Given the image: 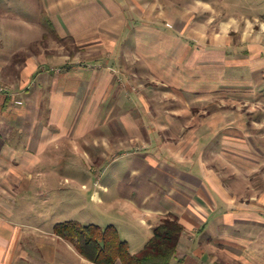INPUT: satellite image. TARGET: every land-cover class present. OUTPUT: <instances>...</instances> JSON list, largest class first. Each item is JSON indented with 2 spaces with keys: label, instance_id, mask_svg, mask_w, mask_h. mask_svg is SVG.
Returning <instances> with one entry per match:
<instances>
[{
  "label": "crops",
  "instance_id": "obj_1",
  "mask_svg": "<svg viewBox=\"0 0 264 264\" xmlns=\"http://www.w3.org/2000/svg\"><path fill=\"white\" fill-rule=\"evenodd\" d=\"M40 1L57 33L72 36L78 44L109 40L112 51L118 49L131 30V13L137 50L172 52L150 63L159 73L160 67H166L170 75L175 72L172 68L183 70L184 76L176 84L183 95L174 98L191 99L189 111L192 103H199V121L183 124L184 149L180 144L171 147L168 157L176 166V156L184 168L198 174L175 168L171 177L175 181L167 191L170 198L141 203L142 212L156 224L170 213L178 215L185 229L173 260L176 264H264V0H133L134 7L130 0ZM11 18L0 9V33L6 32L0 34V41L12 38L14 43H30L41 34L44 37L42 25L25 19V25H18L22 30L10 31L16 27L15 22L7 21ZM150 18L158 21H148ZM47 61L41 64L57 68L64 63L61 59L52 64ZM87 62L81 66L71 61L65 68L46 70L29 82L34 86L26 87L25 94L31 97L39 92L41 99L49 97L51 119L71 108L84 92L105 94L113 77L95 72L101 66L99 60L89 58ZM1 90L5 94L0 95V264H96L55 234L54 226L48 228L41 219L44 214L37 212L39 220H32L36 207L25 204L18 208L11 203L18 190L27 188L25 181L31 178L42 153L36 151L37 146L62 137L56 130H69L68 125L79 123L12 122L10 114L28 115L30 108L15 104L20 91ZM142 96L138 90L122 91L120 99L129 107L130 117L145 107ZM123 123L129 130L145 127L159 132L168 127L154 119ZM80 124L83 131L102 126ZM17 131L27 133L23 148L10 142ZM156 136L159 147L162 142ZM152 140L148 147L154 144ZM158 152L154 151L153 161Z\"/></svg>",
  "mask_w": 264,
  "mask_h": 264
},
{
  "label": "rangeland",
  "instance_id": "obj_2",
  "mask_svg": "<svg viewBox=\"0 0 264 264\" xmlns=\"http://www.w3.org/2000/svg\"><path fill=\"white\" fill-rule=\"evenodd\" d=\"M4 2L0 4L1 13L10 14L13 20L7 21L16 23V27L10 28V31L22 30L19 26L21 23L26 24L22 20L25 19L42 25L45 33L44 37L41 34L36 40L32 37L34 41L30 43H19L18 40L14 43L12 38L0 41V95L5 94L1 90L5 87H9L13 94L20 91L16 94L15 104L30 108L28 115L10 114V121L30 124L50 121L102 124L85 131L80 129L81 124L68 125L69 130H56L62 137L39 144L37 148L40 150L36 151L42 153L33 166L31 178L25 181L27 188L18 190L11 203H15L18 208L25 204L36 207L31 219L39 220L37 212L44 214L41 219L48 228L67 220L101 227L114 225L121 238L129 242L131 252H139L152 237L157 225L151 217L143 214L140 204L149 205L154 199L163 202L170 198L167 191L171 181H175L171 179L174 178L175 168L191 175L193 172L198 174L190 168H184V162H180L176 156L173 159L178 162L176 166L168 157L171 147L180 144L184 149L183 142L187 136L183 124L199 121V103H192V111H189L187 103L191 99L174 98L182 94L176 84L184 76L183 70L172 68L175 72L170 75L166 67H160L164 70L159 73L150 62L157 56L158 59L167 57V53L171 56L172 52L137 50L134 14L129 13L131 30L126 37L123 36L121 46L112 51L113 45L107 39L102 44L92 41L91 45L78 44L72 36L56 39L54 33L44 25L41 11L45 8L40 0ZM131 5L134 7L133 0H130ZM147 20L158 21L153 18ZM159 21L167 22L162 19ZM2 33L6 34L4 31ZM179 57L177 54L176 59L179 60ZM89 58L91 61L99 60L101 66L96 67L95 72H106L113 77L112 87L105 94L91 92L90 96L84 92L76 98L71 108L62 110L63 114L53 119L49 116V97L43 95L41 99L39 92H33L31 97L25 94V88L33 85L29 82L40 78L46 70L65 68V64L71 61H77L82 66L88 63ZM45 59L49 60L48 64H52L55 59H61L64 63L57 68L44 66L41 63ZM180 69L179 74L177 70ZM123 90L126 93L138 90L143 95L145 107L133 111L131 117L128 114L129 107L125 108L124 100L120 99ZM132 101L135 102L134 99ZM153 119L168 126L167 129L157 132L145 127L142 130H129L121 126L123 122L145 123ZM156 134L162 142L159 147ZM26 135L22 131L13 132L10 142L13 146L23 148L27 145ZM151 140L154 144L148 147ZM155 150L159 152L153 161Z\"/></svg>",
  "mask_w": 264,
  "mask_h": 264
},
{
  "label": "trees",
  "instance_id": "obj_3",
  "mask_svg": "<svg viewBox=\"0 0 264 264\" xmlns=\"http://www.w3.org/2000/svg\"><path fill=\"white\" fill-rule=\"evenodd\" d=\"M43 16L44 25L54 33L56 39L63 40L46 10H43ZM184 229L178 215L170 213L160 219L145 246L139 252L132 253L129 242L121 238L114 225H84L74 220L54 225L55 234L76 245L82 256L96 264H172Z\"/></svg>",
  "mask_w": 264,
  "mask_h": 264
}]
</instances>
